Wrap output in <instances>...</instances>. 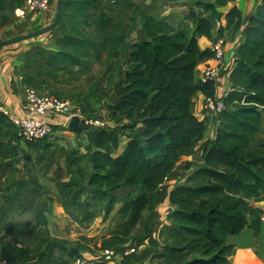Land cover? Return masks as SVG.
Here are the masks:
<instances>
[{"label": "trees", "instance_id": "16d2710c", "mask_svg": "<svg viewBox=\"0 0 264 264\" xmlns=\"http://www.w3.org/2000/svg\"><path fill=\"white\" fill-rule=\"evenodd\" d=\"M227 2L196 0L193 7L204 16L191 8L176 25L146 15L142 23L144 41L130 44H121L126 36L122 20L103 15L97 25L107 31L105 37L96 41L83 34L80 13L93 1L63 3L57 26L63 48L53 59L65 66L87 68L105 53L117 57L121 50L127 51L126 69L119 82L121 97L106 107L105 120L115 129H101L95 134L91 173L85 186L88 194L81 203L79 194L70 193L66 204L82 212L78 223L83 224L94 219L96 207L115 203L111 196L115 189L130 187L138 192L121 202L98 242L84 235L74 241L50 237L46 229L44 248L26 260H22L26 253L22 250L13 258H5V264H75L85 253L120 252L131 242L158 246L149 226L138 230L142 213L152 209L155 194L176 161L203 140L207 124L192 114L191 97L196 92L215 96V84L194 78L196 65L209 54L199 51L197 39L210 35L212 22L221 18L217 8ZM67 6L74 12L65 13ZM5 8L6 1L0 0V12ZM234 17L239 26L236 8L227 14L229 24ZM26 82L30 84L28 79ZM230 82L232 90L223 98L225 109L218 116L214 139L205 143L203 165L169 193L174 209L167 215L170 225L163 246L153 256L158 264H226L233 253L227 238L246 227L255 233L259 230L264 211L253 201L264 197V145L255 143L264 112V0L249 18ZM138 124L142 125L140 131L136 130ZM34 210L46 228L38 204ZM47 246L57 247L65 257L48 254ZM9 251L17 252L18 248ZM122 258L126 264L136 261L134 253Z\"/></svg>", "mask_w": 264, "mask_h": 264}, {"label": "crops", "instance_id": "0c3cea01", "mask_svg": "<svg viewBox=\"0 0 264 264\" xmlns=\"http://www.w3.org/2000/svg\"><path fill=\"white\" fill-rule=\"evenodd\" d=\"M195 1L145 0L140 5L139 13L135 17L134 31L130 30L121 44L144 41L142 23L146 15H151L160 21H167L176 25L179 23L177 22L179 21L177 19L179 15L185 14L187 10L189 12L191 8L193 10L196 9L193 7ZM259 3L260 0H228L225 6L217 8V11L221 13L220 21L222 27L220 29L211 28L208 37H198L197 39L199 51L201 53L208 52L209 54L204 56L196 65L194 70L195 80L198 79L201 69L211 68L215 65L209 50L211 42L218 36L225 40L224 67L220 77L214 83L215 95L218 97H225L232 90L230 75L236 67L237 50L244 41L249 18L255 14ZM52 6L53 3L50 4L49 10L38 21H32L29 32H34L38 28H41L49 20L53 13ZM232 8H236L239 12V26L235 25L237 17H234L231 24L227 20V14ZM179 10L180 12L178 13L177 11ZM198 15L204 16L201 10H198ZM1 32L0 42L16 38L23 33L13 29L12 26L6 27ZM62 48V36L56 29L23 42L0 47V104L11 115L15 117L27 115V102L24 90L25 87L33 86L32 83L28 84L26 82V74L22 72V67L26 64L30 53L42 49L49 55H55ZM126 58L127 51H122L120 53L121 74L114 86L118 87L117 92H112V88L106 89V85L104 89L97 86L91 90L93 94L99 93L100 95L102 103L99 106L104 107L101 109L103 115L106 113L105 107L117 103L121 97L122 88L119 82L126 69ZM55 62L56 65L64 66L57 60ZM58 69L60 71L57 72V75L61 77L63 75L62 69L61 67ZM105 84H107V81ZM204 99L205 96L201 92H196L191 97L190 106L192 114L207 124L203 140L199 141L190 152L184 154L176 161L174 167L168 172L159 190L156 192L152 209L145 210L142 213L140 223L149 226L151 236L158 241V246L154 248L146 242H131L126 249L118 252L116 258L110 262L104 261L101 252L93 254L85 253L82 259L83 264H126L122 258L124 252H130L129 254L134 253L136 261L132 264H158L153 259V256L158 254L163 246L165 231L170 225L167 221V215L174 209L169 202V193L176 186L184 184L188 175L197 167L203 165L205 143L213 141L215 136L216 121L206 113ZM70 101L72 102V100ZM72 104L80 108L78 104L73 102ZM97 109L95 108L96 111ZM83 112L88 113V110L86 109ZM98 115L100 116L99 113ZM43 118L55 128L53 134L48 138L31 146L29 144L28 146H24L25 143L18 141L16 138L14 139V143H20V148L24 150V155L30 159L28 162H24V167H27L30 173L20 177L26 185L27 183L33 184L32 186L27 185L32 191L38 190L42 193L38 205L45 217L48 235L50 237L66 239V228L70 225L67 215L69 207L66 204V199L70 193L73 195L80 190H84V197L88 194L85 186L87 178L91 173L90 158L95 151L94 136L97 131L93 132L81 125L83 132L81 135H78L67 128L69 120L63 115L48 113ZM0 119L8 123L7 119L1 114ZM103 121L108 124L109 129L114 130L115 126L112 123H109L105 119ZM136 128L137 131H140L142 130V125L138 124ZM255 143L264 145V112L260 130L255 135ZM206 149H208V146ZM262 175L264 176V168ZM137 192V188L130 187L115 189L111 193V196L116 200L113 205L109 206L106 202L95 208V225L97 227H105L111 217L117 212L121 202L128 195H135ZM253 205L264 211V197L254 200ZM227 242L233 246V253L228 258L226 264H264V214L260 218V227L257 233H255L253 228L246 227L240 234L228 237ZM16 247L21 246L16 244ZM60 254L62 252L59 251L57 255ZM16 255V252L2 251L0 249V264H5V258H11Z\"/></svg>", "mask_w": 264, "mask_h": 264}, {"label": "rangeland", "instance_id": "374dc122", "mask_svg": "<svg viewBox=\"0 0 264 264\" xmlns=\"http://www.w3.org/2000/svg\"><path fill=\"white\" fill-rule=\"evenodd\" d=\"M5 1L6 8L0 12V32L5 30L6 27L12 26L18 32H23L20 36L29 34L31 33L29 30L32 21H38L45 14L28 11L21 14L19 10L25 7L26 0ZM62 1L66 4L73 3L76 0ZM91 1L93 3L80 13L81 24L79 28L86 36L100 41L107 32L97 25L102 15L115 21L122 20V30L126 32L127 36L130 30L134 31L135 17L139 13L140 5L145 0ZM51 3H53L52 16L41 28L35 31L41 30L52 23L57 0H51ZM72 12H74L73 9L67 6L65 13L70 14ZM177 12L179 13L180 10ZM186 14H188V10L185 14L177 17L179 20L177 22H182ZM63 21L68 22V18L64 17ZM56 30L62 36L61 30L59 28H56ZM121 52L122 50L117 57H115V54L109 57L105 53L99 62L93 61L87 68L64 65L65 68L59 64L56 65V60L53 59L56 54L49 55L46 51L39 49L30 53V57L22 67V72L26 74L29 83H32V86L39 93L57 96L61 99H70L80 106L81 115L84 118L104 120L107 112L105 115L101 112L104 107L99 106L102 103L100 95L99 93L93 94L91 90L97 86L104 89L106 85V89L112 88V92H117L118 87L114 86L121 74ZM60 67L63 72L61 77L57 75ZM106 81L107 84H105ZM95 108H98L97 111ZM86 109L88 113L83 112ZM13 136V129L10 125L0 119V249L9 251L14 248L12 246L16 247V244H18L21 247H16L18 248L16 254L25 250L26 253L22 256V260H26L28 257L32 258L38 250L45 247L44 240L47 233L45 225L34 210L35 205L39 204L42 193L38 190L32 191L27 185L32 186L33 184L27 183L26 185L21 180L20 176L30 173L27 167H24V162H28L30 159L24 155V150L20 148L21 144L14 143L15 137ZM24 146H28V144L25 143ZM77 194L80 195V202L82 203L85 198L84 190H80ZM67 215L70 225L66 228V240L69 241H74L80 235H84L87 238H94L93 241L98 242L107 228L111 226L113 220L112 216L105 227H97L94 219L80 224L78 221L82 216V212L73 206L68 208ZM142 226L141 224L138 230ZM93 241L89 245H92ZM46 250L48 254H52L54 257L59 254L55 246H47ZM59 256L65 257V254L57 255V257Z\"/></svg>", "mask_w": 264, "mask_h": 264}, {"label": "built area", "instance_id": "2783aa9c", "mask_svg": "<svg viewBox=\"0 0 264 264\" xmlns=\"http://www.w3.org/2000/svg\"><path fill=\"white\" fill-rule=\"evenodd\" d=\"M51 0H26L25 7L19 10L21 14L24 11L34 13H45L50 8ZM222 27L220 19L212 22L211 28L220 29ZM225 40L222 37L215 38L210 44L211 56L215 65L211 68H204L199 71L198 80L202 83L207 81L216 82L220 77L224 67V52ZM24 96L27 102V115L22 117H15L0 104V114L5 117L13 129L15 138L23 143L35 145L36 143L48 138L54 132V126L44 120V116L48 113H55L65 116L68 120L72 116H78L81 119V125L91 131H98L101 129L108 130V124L99 119H87L81 115L79 107L72 104L70 100L61 99L57 96L45 95L39 93L33 87H25ZM224 97H205L204 109L207 114L212 116L218 123V116L225 109ZM132 252V251H131ZM130 252H124V256ZM118 255V251L113 249L104 250L101 256L104 261H113ZM75 264H83L82 259L76 260Z\"/></svg>", "mask_w": 264, "mask_h": 264}, {"label": "water", "instance_id": "95a60500", "mask_svg": "<svg viewBox=\"0 0 264 264\" xmlns=\"http://www.w3.org/2000/svg\"><path fill=\"white\" fill-rule=\"evenodd\" d=\"M62 9H63V1L62 0H57V7H56V12L53 18V21L50 25L46 26L45 28L35 31V32H31L29 34L23 35V36H19L10 40H5L0 42V47H4V46H8L11 44H15L18 42H22L46 33L51 32L52 30L56 29L59 23V20L61 18L62 15ZM194 12L198 15V10L194 9ZM67 128L69 130H72L73 132H75L78 135H81L83 130L81 127V119L78 116H72L69 121H68V125Z\"/></svg>", "mask_w": 264, "mask_h": 264}]
</instances>
